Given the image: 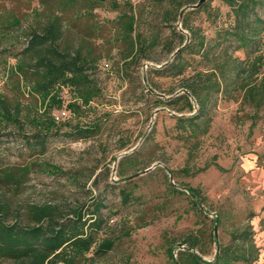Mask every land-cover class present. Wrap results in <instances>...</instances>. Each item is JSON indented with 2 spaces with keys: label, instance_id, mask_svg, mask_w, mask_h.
<instances>
[{
  "label": "rangeland",
  "instance_id": "374dc122",
  "mask_svg": "<svg viewBox=\"0 0 264 264\" xmlns=\"http://www.w3.org/2000/svg\"><path fill=\"white\" fill-rule=\"evenodd\" d=\"M187 1L114 0L120 5L116 9L111 0H105L94 10L95 18L105 25L100 31L105 40L115 32V24L110 21L131 10L136 17L134 34L148 41L156 38L157 44L141 52L127 73L122 62L127 42H108V48L114 44L107 55L113 69L100 68L96 74L103 97L77 118H70L65 110H55L56 116L69 117V123L62 126L61 135L52 139L44 156L32 158L59 167L63 174L51 176L33 166L30 180L17 193L0 187L2 199L11 203L8 221L24 220L29 203H58L70 211L81 205L84 210L91 209L98 200L103 202L102 214L108 220L99 238H117L113 251L98 264H175L168 248L175 247L177 258L178 250L193 242H198L195 252L214 260L217 214L224 215L216 231L218 241L228 243L235 225L247 221L253 213L250 222L260 255L252 264H264V110L252 124L251 109L241 107L240 100L231 97L238 92L233 93V87L230 93L222 90L212 99L208 132L195 138L180 127L178 118L197 113L196 98L190 97L192 111L185 100L170 103L186 92L184 78L203 66L198 63L199 55L193 56L185 48L184 62L190 65L184 73L175 76L172 69L163 72L177 62V49L192 43L194 36H204L211 45L219 40L222 45L218 48L226 47L228 41H222L221 28H228L234 19L230 7L221 0H205L197 8L192 7L193 3L185 6ZM48 2L59 11L57 0ZM47 7L41 0H0V42L4 49L0 53V94L9 99L14 98V89L8 66L16 63L14 53L24 47L27 33L43 24ZM260 12L264 15V10ZM61 13L66 20L72 15L70 11ZM12 16L18 17L21 25L4 29L2 21ZM184 19L195 33L184 27ZM79 28L83 30L82 25ZM180 34L185 35L182 42ZM262 42L260 53H264V34ZM235 55L245 58L243 51ZM63 95L66 101L72 98L69 93ZM21 100L25 106L24 128L0 125V169L31 160L20 153L12 133H34L29 120L41 114L43 108L27 94ZM97 120L102 123L101 130L91 136L65 135L69 124L88 125ZM126 156L137 158V162L122 163ZM189 188L200 192L199 204L194 203ZM123 190L132 194L128 203L123 201Z\"/></svg>",
  "mask_w": 264,
  "mask_h": 264
},
{
  "label": "trees",
  "instance_id": "16d2710c",
  "mask_svg": "<svg viewBox=\"0 0 264 264\" xmlns=\"http://www.w3.org/2000/svg\"><path fill=\"white\" fill-rule=\"evenodd\" d=\"M48 1L50 0H41V3L48 6L43 24L27 33L24 47L20 53H14L16 63L8 66V78L13 82L14 98L9 99L0 94V125L4 127L12 125L24 128L22 115L25 106L21 98L26 94L38 107L43 108L41 114L29 120L35 127L34 133H12L16 137L15 145L20 153L26 154L31 160L22 165L0 169V187L16 193L30 180L33 166H38L41 172L51 176L63 174L59 167L38 159L32 161V158L44 156L52 139L61 135L62 126L68 125L71 117L81 116L103 97V88L96 74L100 68L113 69L107 58L114 44L108 48V42H127V49L122 57L124 72L138 60L141 52L146 53L157 44L156 38L148 41L143 35L134 34L136 17L131 10L110 21L115 24V32L110 40H105L100 34L105 25L95 18L94 12L105 0H57L59 11L55 6H49ZM111 1L113 8L120 7L117 2ZM155 1L162 3L165 0ZM201 1L189 0L185 6L193 3L192 7L197 8L205 3V0ZM221 1L230 7L234 17L228 28H221L222 41L230 43L231 52L227 48L228 44L218 48L222 45L219 40L211 45L204 36H194L192 43L177 49V62L163 71L172 69L175 76L184 73L185 68L190 65V62L187 65L184 62L185 48L191 50V55H199L198 63L203 66L194 68L193 74L184 78L183 87L186 92L170 100V103L185 100L191 111L194 104L190 97L198 101L197 113L178 118L180 127L188 130L189 135L195 138L208 132L211 105H214L212 99L222 90L227 93L232 90L233 93L238 92V95L231 97L239 99L241 107L251 109L249 117L252 124L256 123L260 111L264 110V53L259 52L263 47L264 15L260 10H264V0ZM65 11L72 12L67 20L61 13L64 14ZM183 11L180 15H183ZM2 23L6 30L21 25L16 16L3 20ZM80 25L83 30L79 28ZM183 25L195 33L185 19ZM100 38L102 40L98 42ZM184 40L185 35L180 34V41ZM171 50L174 51V48ZM3 51L0 42V53ZM236 51H243L245 58L236 56ZM230 87L233 89L229 91ZM64 92L71 94V100H65ZM28 109L32 110L30 107ZM55 110L67 111L70 118L56 116ZM68 127L70 130L66 136L87 137L100 131L102 123L97 120L88 125L69 124ZM130 157L126 156L122 163L127 161L128 165H132L137 162V158ZM189 193L194 203L199 204L200 192L189 188ZM122 195L125 203L131 201V192L123 190ZM102 207L103 202L98 200L91 209L88 207L84 210V205H81L70 211H66L58 203H29L25 207V219L10 222L7 217L11 211V203L3 200L0 195V263L98 264V260L113 251L117 243V238L112 236L99 238L108 224L102 214ZM228 217L225 215L226 219ZM253 217L252 213L247 221L235 225L230 242L221 243L216 231L222 225L224 215H216L213 240L217 244V252L214 260H206L199 252L194 251L198 242L179 249L177 258L175 247L170 246L169 257L175 264H252L260 255L254 239V227L250 222ZM261 230L264 232V218L261 220Z\"/></svg>",
  "mask_w": 264,
  "mask_h": 264
},
{
  "label": "water",
  "instance_id": "95a60500",
  "mask_svg": "<svg viewBox=\"0 0 264 264\" xmlns=\"http://www.w3.org/2000/svg\"><path fill=\"white\" fill-rule=\"evenodd\" d=\"M204 0L201 1V3L203 2ZM198 5V4H197Z\"/></svg>",
  "mask_w": 264,
  "mask_h": 264
}]
</instances>
